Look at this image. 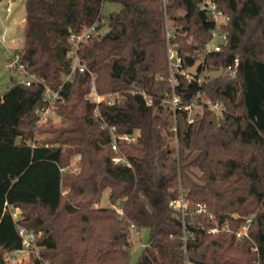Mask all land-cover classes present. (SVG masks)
<instances>
[{
	"label": "trees",
	"instance_id": "trees-1",
	"mask_svg": "<svg viewBox=\"0 0 264 264\" xmlns=\"http://www.w3.org/2000/svg\"><path fill=\"white\" fill-rule=\"evenodd\" d=\"M107 1L118 12L103 15ZM202 1L24 0L19 60L32 80L0 96V264L22 249L18 227L36 235L30 264H128L132 226L148 231L135 264H264V0H211L229 19L228 42L207 54L215 24ZM168 19L180 60L173 70ZM91 27L77 52L84 69L72 72L68 37ZM91 83L100 96L117 94L114 102L91 101ZM46 88L58 92L57 127L35 114ZM197 94L219 102L221 115ZM172 95L201 112L189 122L165 103ZM103 124L136 138L115 153ZM118 155L125 162L114 163ZM180 188L191 207H206L185 227L169 208ZM107 190L122 215L98 206ZM247 220L248 237L238 238Z\"/></svg>",
	"mask_w": 264,
	"mask_h": 264
},
{
	"label": "built area",
	"instance_id": "built-area-1",
	"mask_svg": "<svg viewBox=\"0 0 264 264\" xmlns=\"http://www.w3.org/2000/svg\"><path fill=\"white\" fill-rule=\"evenodd\" d=\"M200 8L205 10L210 15V17L212 18L215 24V28L211 31L210 39L205 44L203 52L204 54L218 53L223 49L224 46H226L228 42L227 33L224 30V27L228 23L229 19L226 15H224L220 10L217 9L216 5L211 0H203ZM6 11L7 12L10 11L9 4L6 6ZM93 33H94V27H91L89 30L83 33L69 35L68 42L71 48H70V51L67 53L66 57L72 60V72L77 67H79V69L81 70L84 69V66L80 65L79 63L77 52L80 47V44L86 42ZM165 38L167 42L169 65H170V69L173 70V68L180 67V60L177 58L176 47L172 43V40L174 38V29L172 26L169 27L167 24L165 28ZM6 62H7L6 64L7 67L11 69L12 71H17L19 72V74H22V73L26 74L23 65L20 63L19 53L7 54ZM237 67H238V59H234L233 63L227 66L225 70L226 74L229 77L233 78L236 74ZM187 77H190V76H187ZM69 78L70 77H67V79ZM31 80L32 78L25 79V80H22L21 83H24L25 85L29 86ZM91 91L93 94L95 93V99L93 100V102L96 104H98L101 101H104L106 102L107 105H111L114 102V97L117 96V94L99 96L95 92L93 83H91ZM141 95L147 105H150L152 103V98L150 96L146 95L145 93H141ZM195 98H201L202 100L204 98L203 102L207 105L208 109L212 111L216 110L214 112H216L217 115H221L223 107L219 102L217 101L211 102L204 95H199V94H197ZM57 99H59L58 92H53L49 90L48 88H46L44 100H43L45 103V106L39 107L35 110V114L39 117V121H43L50 115L54 114V102ZM165 103L173 112L176 111V108H181L187 111L188 114L196 106V104L193 103L187 106L180 107L179 99L175 95H172L171 99L165 100ZM188 121L191 122L192 118H188ZM101 128L108 129L110 136H111L110 147L115 153H119L118 143L120 141L126 144H129V143L134 142L136 138L135 136L118 135L114 127H108L106 124H103ZM113 161L114 163H123L125 162V159L123 156L118 155L117 157L113 159ZM169 208L175 212L177 219L181 222L182 226L185 227V219L188 215L200 214L205 211L206 207L202 203H195L194 206L191 207L185 198L183 189L180 188L178 198L169 202ZM115 210L117 211V213L122 215V210L120 209V207ZM249 223H250V220H247L242 225L240 230L236 233L238 238L248 237L247 230H248ZM131 228L135 234H138L139 231L136 228H134L133 226ZM220 230H226V229L225 227H222ZM17 231L22 240V249L18 251V253H24L27 251H29L30 253L33 250L35 251L36 250V246H35L36 235H34L31 232H27L23 227H18ZM218 231L219 229L215 228L211 230L210 232L217 233ZM189 236L191 235L185 232L183 240H186V238Z\"/></svg>",
	"mask_w": 264,
	"mask_h": 264
},
{
	"label": "rangeland",
	"instance_id": "rangeland-1",
	"mask_svg": "<svg viewBox=\"0 0 264 264\" xmlns=\"http://www.w3.org/2000/svg\"><path fill=\"white\" fill-rule=\"evenodd\" d=\"M6 1H0V95H2L6 89L11 85L12 82H21L25 79H31L30 76H27L26 74L22 73L19 74L17 71H12L7 67L6 57L7 54L10 53H19L22 44H23V27L25 22V9H24V0H9V2H12L11 11L9 13L5 10ZM8 5V4H7ZM119 6L115 3H112L110 1L105 2L101 9V13L103 15H107L111 12H118ZM24 21V22H23ZM166 24L170 27L172 25V22L168 19ZM104 30L99 32V36L102 35ZM12 40H17V42L11 43ZM5 43V46L1 43ZM7 52V53H6ZM193 70V69H192ZM222 75L220 72L211 73L208 76L210 78L217 77L219 75ZM100 96V95H99ZM113 97V96H112ZM91 101L95 99V93L89 97ZM202 107L200 105H196L188 114V118H192L195 113L201 112ZM216 111V110H214ZM166 112H164L162 115L166 116ZM47 120H50L52 125L59 126L60 121L55 116V114L50 115L43 121H39L40 124H44L47 122ZM169 121H171V118H169ZM45 136H37L36 138H45ZM168 146L170 148L176 149V140L174 138H168L167 139ZM71 169L76 170L77 169V163L76 158H73L71 160ZM197 175V170H193ZM160 185L163 186L165 181L161 180L159 181ZM101 208L106 207H113L115 209H118L120 207L119 203L114 204L113 206L108 200V190L103 193L101 196L100 203L98 205ZM12 216L14 219L18 218V212L12 211ZM148 240V231L147 230H140L138 234H135L132 232L131 241H130V259L128 264H135L139 255L141 254L143 248L146 246ZM29 251L24 253H12L6 256V261L8 264H30V256Z\"/></svg>",
	"mask_w": 264,
	"mask_h": 264
},
{
	"label": "crops",
	"instance_id": "crops-1",
	"mask_svg": "<svg viewBox=\"0 0 264 264\" xmlns=\"http://www.w3.org/2000/svg\"><path fill=\"white\" fill-rule=\"evenodd\" d=\"M3 1H5V0H3ZM7 4L10 5V9H11L12 2H9V0H7V1H6V5H5V10H6V6H7ZM10 11H11V10H10ZM10 11H9V12H10ZM6 12H7V11H6ZM9 12H7V13H9ZM23 22H24V21H23ZM24 23H25V22H24ZM23 28H24V27H23ZM13 42H17V40H12L11 43H13ZM1 43L4 45V47H6V46H5V43H3V42H1ZM6 49H7V47H6ZM11 84H12V80H11ZM10 86H11V85H10ZM10 86H9V87H10ZM0 96H1V95H0Z\"/></svg>",
	"mask_w": 264,
	"mask_h": 264
}]
</instances>
